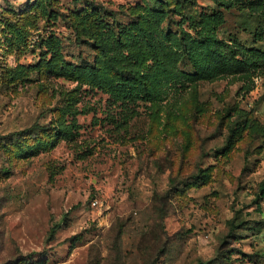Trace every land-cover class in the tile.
<instances>
[{
	"label": "rangeland",
	"instance_id": "rangeland-1",
	"mask_svg": "<svg viewBox=\"0 0 264 264\" xmlns=\"http://www.w3.org/2000/svg\"><path fill=\"white\" fill-rule=\"evenodd\" d=\"M263 178L264 0H0V264H264Z\"/></svg>",
	"mask_w": 264,
	"mask_h": 264
},
{
	"label": "trees",
	"instance_id": "trees-1",
	"mask_svg": "<svg viewBox=\"0 0 264 264\" xmlns=\"http://www.w3.org/2000/svg\"><path fill=\"white\" fill-rule=\"evenodd\" d=\"M189 55H190V57H191L192 59H195V60H198L199 57H200L199 54H198L194 49H190V50H189ZM256 196H257L258 198H264V178H263V180H262V181L260 182V184H259V189H258V191H257ZM159 197H162V196H159ZM54 232H55V228L53 227V228H51V230H50V235H53ZM200 262H202V261H200ZM146 264H155V262H152V263H146Z\"/></svg>",
	"mask_w": 264,
	"mask_h": 264
},
{
	"label": "built area",
	"instance_id": "built-area-1",
	"mask_svg": "<svg viewBox=\"0 0 264 264\" xmlns=\"http://www.w3.org/2000/svg\"><path fill=\"white\" fill-rule=\"evenodd\" d=\"M97 204H98V200H97V199H94V200L92 201V205L95 206V205H97Z\"/></svg>",
	"mask_w": 264,
	"mask_h": 264
}]
</instances>
